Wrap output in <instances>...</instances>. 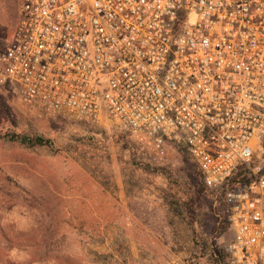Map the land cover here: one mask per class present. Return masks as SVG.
I'll return each mask as SVG.
<instances>
[{
    "label": "built area",
    "instance_id": "2783aa9c",
    "mask_svg": "<svg viewBox=\"0 0 264 264\" xmlns=\"http://www.w3.org/2000/svg\"><path fill=\"white\" fill-rule=\"evenodd\" d=\"M0 88L46 120L182 143L225 208L227 264H264V0H19Z\"/></svg>",
    "mask_w": 264,
    "mask_h": 264
},
{
    "label": "rangeland",
    "instance_id": "374dc122",
    "mask_svg": "<svg viewBox=\"0 0 264 264\" xmlns=\"http://www.w3.org/2000/svg\"><path fill=\"white\" fill-rule=\"evenodd\" d=\"M18 6L0 0V49ZM230 237L182 143L155 155L106 123L40 118L0 88V264H224Z\"/></svg>",
    "mask_w": 264,
    "mask_h": 264
},
{
    "label": "trees",
    "instance_id": "16d2710c",
    "mask_svg": "<svg viewBox=\"0 0 264 264\" xmlns=\"http://www.w3.org/2000/svg\"><path fill=\"white\" fill-rule=\"evenodd\" d=\"M13 141H16L18 144H20L22 146L29 147V148L37 147V146H50L51 145L50 144V140H47V139H44V138H41V137L29 138V137H26V136H15L13 138ZM227 222H228V220H227ZM224 264H227V262L224 263Z\"/></svg>",
    "mask_w": 264,
    "mask_h": 264
},
{
    "label": "crops",
    "instance_id": "0c3cea01",
    "mask_svg": "<svg viewBox=\"0 0 264 264\" xmlns=\"http://www.w3.org/2000/svg\"><path fill=\"white\" fill-rule=\"evenodd\" d=\"M12 35H13V34H12ZM11 38H12V36H11ZM10 40H11V39H10ZM10 40H9V42H10ZM9 42H8V43H9ZM8 43H7V44H8ZM5 46H6V45H5ZM104 123L109 124V123H107V122H104ZM109 125L111 126V124H109Z\"/></svg>",
    "mask_w": 264,
    "mask_h": 264
}]
</instances>
